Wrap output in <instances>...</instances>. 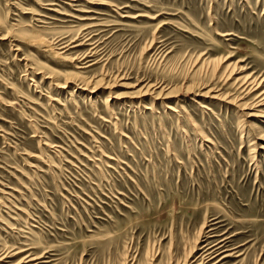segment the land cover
I'll return each mask as SVG.
<instances>
[{
	"label": "rangeland",
	"instance_id": "374dc122",
	"mask_svg": "<svg viewBox=\"0 0 264 264\" xmlns=\"http://www.w3.org/2000/svg\"><path fill=\"white\" fill-rule=\"evenodd\" d=\"M250 74L264 0H0V264H264Z\"/></svg>",
	"mask_w": 264,
	"mask_h": 264
},
{
	"label": "bare ground",
	"instance_id": "6f19581e",
	"mask_svg": "<svg viewBox=\"0 0 264 264\" xmlns=\"http://www.w3.org/2000/svg\"><path fill=\"white\" fill-rule=\"evenodd\" d=\"M235 81H238V86H236V89L239 92L238 93L236 92L237 97L233 98V103H235V105L237 104L242 109L248 110L244 112V115L246 117L264 118V88L261 89L264 83V76L260 75V77H257V76H252L250 74V75H246L245 77H241L240 79L239 78L235 79ZM244 98L247 100H245ZM241 100H243L244 102ZM262 123H264V120L262 121ZM257 128L259 127L257 126ZM198 135L203 136L202 133L200 132L198 133ZM262 148H264V146ZM210 253L211 252L205 253L204 256H201V258L205 260L209 259L208 256ZM32 261L33 259H28L23 261L21 260L18 264H33Z\"/></svg>",
	"mask_w": 264,
	"mask_h": 264
}]
</instances>
